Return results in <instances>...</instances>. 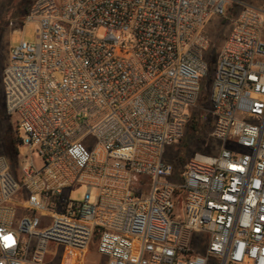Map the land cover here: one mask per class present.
<instances>
[{
	"label": "built area",
	"instance_id": "obj_1",
	"mask_svg": "<svg viewBox=\"0 0 264 264\" xmlns=\"http://www.w3.org/2000/svg\"><path fill=\"white\" fill-rule=\"evenodd\" d=\"M216 18L231 24L209 98L219 150L178 170L167 148L193 118ZM29 22L36 41L10 47L2 76L28 153L0 154V264H81L92 243L107 264H264V10L34 0Z\"/></svg>",
	"mask_w": 264,
	"mask_h": 264
},
{
	"label": "rangeland",
	"instance_id": "obj_2",
	"mask_svg": "<svg viewBox=\"0 0 264 264\" xmlns=\"http://www.w3.org/2000/svg\"><path fill=\"white\" fill-rule=\"evenodd\" d=\"M24 0H0V78L3 76L4 68L8 62L10 47L19 45L22 41H36V22H29L25 26H21L22 22L19 17H16V7L21 5ZM32 1V0H31ZM236 2H245L258 6L264 10V0H234ZM231 29V24L228 20L216 18L207 25V31L212 39V46L208 52L209 62L215 68L216 56L221 49L227 35ZM104 30L99 31V36L104 35ZM210 93L211 81L205 77L201 83V91L195 107L192 109V114L196 120V128L192 129L191 124L186 128V133L182 141L177 145L167 148L166 158L172 161L178 170L181 169L182 157L185 161L194 157L196 154H212L219 149V143L211 138V122L210 114ZM4 103V95L0 89V154H4L5 146L3 142V132L7 124L3 118L2 108ZM6 111V110H5ZM8 123L12 125L17 132V124L15 117H11L7 111ZM19 153L24 158L28 150L19 145ZM87 186L76 183L70 191L69 198L73 201H81ZM95 196V189L93 190ZM63 252V249H62ZM108 257L100 255L97 251V244L92 243L90 248L84 253L81 264H107ZM59 264V261L55 262Z\"/></svg>",
	"mask_w": 264,
	"mask_h": 264
},
{
	"label": "trees",
	"instance_id": "obj_3",
	"mask_svg": "<svg viewBox=\"0 0 264 264\" xmlns=\"http://www.w3.org/2000/svg\"><path fill=\"white\" fill-rule=\"evenodd\" d=\"M33 1L34 0H32V1L31 0H24L21 5H19L18 7H16V9H15L16 10L15 15H16V17H19L20 18L21 22H22L23 18L29 12L30 6L33 3ZM214 73H215V68L212 67L211 64H210V62H209V75H208V78H209L210 81L213 80ZM0 89L2 90L3 95H4L2 78H0ZM3 107H4V108H2V112L4 113L3 114V118H4L5 123L7 124V127L4 130V132H3V142H4V146H5V148H4L5 149L4 155H6L13 162H15L16 159H17V156L19 154V138H18L17 132L15 131L14 127L7 122L8 121V115L6 114V111H5L6 110L5 97H4ZM190 122H192L191 128L192 129H195L196 128V123H195L196 120H195V117L194 116H193V118H192V120ZM211 126L213 127V120L211 122ZM181 160H182L181 161L182 162L181 169H182L183 166L185 165V162L186 161L183 159V157H182Z\"/></svg>",
	"mask_w": 264,
	"mask_h": 264
}]
</instances>
